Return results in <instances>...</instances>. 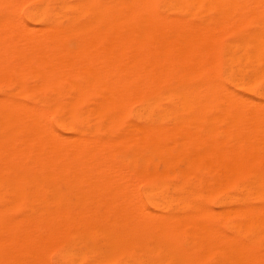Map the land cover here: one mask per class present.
Instances as JSON below:
<instances>
[{"label":"bare ground","instance_id":"1","mask_svg":"<svg viewBox=\"0 0 264 264\" xmlns=\"http://www.w3.org/2000/svg\"><path fill=\"white\" fill-rule=\"evenodd\" d=\"M106 1L37 10L41 35L0 17V86L11 85L0 97V264H49L58 247L61 264H264V0ZM226 35L230 83L257 99L212 76ZM134 100L139 123L102 142L91 119L111 133ZM49 112L63 132L45 129ZM117 160L148 178L158 165L177 172L149 188L159 213L132 197ZM198 172L210 178L193 182ZM228 188L216 214L231 235L207 222L206 202Z\"/></svg>","mask_w":264,"mask_h":264},{"label":"rangeland","instance_id":"2","mask_svg":"<svg viewBox=\"0 0 264 264\" xmlns=\"http://www.w3.org/2000/svg\"><path fill=\"white\" fill-rule=\"evenodd\" d=\"M19 1L22 2V3L20 4ZM62 1H65L67 4L70 3L69 5H72L73 3L75 4L76 2H78V0H22V1L21 0H9V1L8 0H2L0 2V17L9 15L12 18V16H13L12 19L16 20L17 22H18V20H20L21 23H24V25H22L23 28H26V27L30 28L31 27L30 28L31 30L29 28H28V30H30L32 33H34L33 32V29H34V31H35L34 34L35 35H37L36 33H38V35H41L42 25H41V22L39 20L38 15H37L38 11L48 10L51 13H56L59 10V8H57V6L59 7L60 6L59 4ZM98 1L103 3L104 5H108L109 4V2L106 1V0H98ZM3 3H4V5H3ZM35 9H36V11H35ZM157 10H158L159 13H161L163 15L170 16V17L182 16V12H180V11H178L176 9H173V8H162L160 4H157ZM61 14H62V16H61ZM61 14H60L59 21H60L61 24H63V25L65 24L66 25L67 20L75 15V10L67 9V10H64ZM16 21H15V23H16ZM20 21L18 22V24L20 23ZM25 25H26V27H24ZM35 28L36 29L38 28V29L35 30ZM252 29H253V26H248L246 28V30H248V31H251ZM36 31H38V32H36ZM228 39L229 40L231 39L230 35H226L225 38H224L223 46L225 48H223V46H222L219 49V51H217V53H216L215 66H214L213 70H211L212 76L215 79H217L222 85H224V87H227V89H230L231 91H234L237 94H245L248 97H254L255 99H257L258 96L256 94H253L252 92L248 91L247 89L242 88L241 86H235L232 83H230V79H229V74H230V72H229L230 71L229 56H230L231 52L227 49L226 45H224V44H227V42H228L227 40ZM10 47H11V45L8 46V47H5V51L6 50L9 51ZM17 47L22 48L23 46L21 44H18ZM222 50L225 51V52H223ZM232 53L235 54V55L237 54V56L239 55L238 53H236V51H233ZM15 60H17V59H14V58L11 59V61H13L11 63L12 64H17L18 62H16ZM16 67H19V66H16ZM27 84L31 85L32 82H29V83L27 82ZM10 90H11V85L10 84H6V85H3V86H0V97L3 94H5V93H9ZM263 91H264V83H263ZM35 96L44 97V98L48 99V97H50L51 94L48 91H44V92L36 93ZM20 100H22L25 103H30L31 102L30 98H28V97H20ZM161 105L162 106H168V103L167 102H162ZM90 106H91V103H87L84 107L81 108V113L84 116H88L89 115L88 111H89ZM139 108H140V103L138 101H136V100L131 101L129 103V105L127 106V108L125 109V114H124L123 118L120 119V122H119L116 130H113V132H111V133H108L104 129L102 123H100L98 121H95V120H92V119H91V123H90L91 130L95 131V133L98 135V137L100 139L104 140V141L101 140L102 142H106L109 139H113V140L120 139L126 133H128V131L130 130V127H132L133 125H136V124L139 123V121H138V119L136 117V113H137ZM49 114H48L49 124H48V126L45 129L46 130L51 129L54 132H63L61 130V128L59 127V123H58V120L60 119V116L58 114H53V113H50V112H49ZM74 121H75V123H78L77 120L74 119ZM165 126L169 127L168 124L167 125L165 124ZM96 130H98V131H96ZM73 140L74 139H72V140L71 139H68V140L67 139L66 140L65 139H61L60 141L57 140V142L61 143L65 147H69L70 148V147H73V145L76 144V141L75 140L73 141ZM50 142L49 143L46 142L45 144H43L42 148L44 150H46L51 145H53L54 143H57L56 141H50ZM105 161H106V163H108L107 160H105ZM117 164L120 167H125L126 166V170L127 171L129 170L127 172V175H131V180L129 182L130 184L128 186V191L130 192L132 197L135 198L134 196H137V198L140 199V200L138 199V201H140L139 203H140V205L142 207H144L145 209H147V210H149L151 212H154L156 214H157L158 211L154 210L150 206V202L154 199V195L149 192V188L152 185V183L157 182V183H159V184H161L163 186H168V185L175 184V183H177L179 181V178L177 176L178 175L177 172H175L174 174L170 173L169 171L165 172V171H163V167L160 166V165H158V168H157L158 169V173L160 174V176H157L156 178L149 177V178H151V179H149L148 176H146L145 172H143V171H141L139 169H138L139 171L138 170L136 171V172H138V174L136 172H133L134 170L132 169V165H129L126 162L122 163V162L117 160ZM121 164L123 166H121ZM129 172H130V174H129ZM131 173H133V174H131ZM145 177H147V178L145 179ZM198 178H200V179H208V178H210V175L207 174L206 172H198L196 175L191 176V180H193V182L196 179H198ZM133 179H135V180H133ZM241 183L245 184L246 180L243 179V180L239 181L240 185H242ZM134 190L136 191V195H135V191ZM236 192L237 191L235 190V188H228V189L222 190L221 192H218L217 194H215V196L213 198L209 199L206 202L208 207H209V209L211 211H214L213 212V219L212 220H207V222L215 225V227H217V228L219 227L222 230L221 231L218 228L221 232H223V230H224V233L226 235H231L232 234V231L229 228H227L229 224L225 220L220 218L216 213L219 210L222 209V207L220 205V200H222L224 196H225L224 198H226L228 196L232 197V196H234L236 194ZM137 198H135L136 201H137ZM3 201H4L3 197L0 196V205L3 204ZM130 202L134 203L133 201H130ZM251 203H253L254 206H260V203L258 201H251ZM209 205H211V207ZM22 212H23L22 210L17 212V215H21ZM11 215H12L11 212H7L6 213V216H11ZM232 221L234 223H241L240 219H233ZM246 241L247 240H245V242ZM59 252H60V248L59 247L58 248H52L51 251L49 250L47 252V257H48L47 259H48L49 264H61V261H60V258H59V256H60ZM212 261H213V258L211 257V258L206 259L202 264H211Z\"/></svg>","mask_w":264,"mask_h":264}]
</instances>
